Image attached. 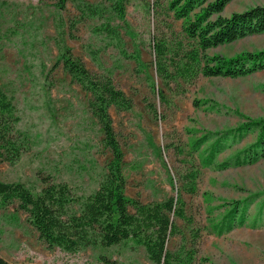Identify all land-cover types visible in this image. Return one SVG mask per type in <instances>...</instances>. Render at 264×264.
Segmentation results:
<instances>
[{"label":"rangeland","instance_id":"374dc122","mask_svg":"<svg viewBox=\"0 0 264 264\" xmlns=\"http://www.w3.org/2000/svg\"><path fill=\"white\" fill-rule=\"evenodd\" d=\"M168 3L129 0L125 20L109 14L127 50L139 55L137 63L108 46L107 39L93 31L101 20H81L72 1L63 7L59 0H0V86L14 96L21 117L19 128L29 134L31 141L30 149L17 163H0L2 180L25 183L36 192L47 182H61L77 194H88L99 187L113 160L104 143V131L89 109L90 93L59 63V40L70 46L91 71H109L115 85L133 100L129 111L110 108L124 151L122 170L129 198L152 202L179 193L184 157L177 156L173 148L167 149L169 143L189 146L205 132L264 117V70L235 79L200 76L186 86L184 95L173 94L165 86L156 72L152 40L161 32L170 34L168 23L181 33L183 23L167 10ZM259 4L264 0H232L221 14L230 16ZM258 49H264V34L208 52L234 56ZM90 50H97L105 71L94 62ZM148 77L164 88L171 99L168 106L152 91ZM256 137L257 132L248 134L219 160ZM203 154V148L195 154L197 162ZM253 195L257 200L251 206L250 220L264 199V158L225 170L201 168L198 193L182 191L194 226L176 219L184 236H173L168 248L195 249L193 264H264V226L248 225L221 236L209 233L229 202ZM197 228L202 229V236L194 240L192 234ZM104 253L108 264H150L145 249L132 248L131 244L113 246ZM0 255L8 261L30 264H107L100 261V252L92 249L71 254L59 247L50 248L27 221V214L18 209L17 202L0 209Z\"/></svg>","mask_w":264,"mask_h":264},{"label":"trees","instance_id":"16d2710c","mask_svg":"<svg viewBox=\"0 0 264 264\" xmlns=\"http://www.w3.org/2000/svg\"><path fill=\"white\" fill-rule=\"evenodd\" d=\"M61 6L72 1L81 20H101L93 31L104 36L108 46H113L126 59L140 63L136 52H129L120 31L112 24L111 14L126 19L129 0H59ZM232 0H169L168 11L176 20H182V32L168 23L169 35L156 34L152 40L155 67L165 86L177 95L187 92V85L200 76L241 78L264 70V49L244 50L234 56L209 50L237 40L264 34V4L255 5L230 16L221 13ZM110 14V15H109ZM59 63L72 80L90 93L89 109L104 131V143L113 154L108 171L102 175L99 187L88 194H77L67 183L47 182L41 191L22 182H9L0 178V209L17 202L18 209L27 214V221L38 231L40 239L50 248L75 254L80 250L99 251L100 261L108 264L104 253L113 246L131 244L143 247L150 264H193L195 249L181 246L172 251L168 242L173 236H184L176 222L181 219L194 226L195 220L187 212L182 191L195 195L199 189L201 168L225 170L254 164L264 158V117L248 118L241 124L224 130L208 131L191 140L189 146L169 143L177 156H183L185 171L180 180L182 188L177 195L160 201L143 202L129 198L126 193L127 178L122 170L124 151L113 124L110 108L129 111L133 100L118 88L109 71H105L97 50H90L94 62L105 72L91 71L72 48L58 41ZM152 91L162 104L171 102L164 88L148 77ZM264 91V84L262 85ZM199 104V102H196ZM155 110V106L153 107ZM21 117L17 113L14 96L0 86V163L15 164L23 152L31 147L29 134L19 128ZM257 132L256 139L220 161L219 156L248 134ZM203 148L200 162L195 154ZM1 175V168H0ZM257 195L229 202L222 217L213 222L209 233L218 236L236 228L250 225L264 226V199L255 217L250 220V209ZM202 229L193 230L198 240ZM0 264H30L8 261L0 255Z\"/></svg>","mask_w":264,"mask_h":264}]
</instances>
